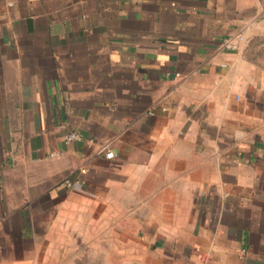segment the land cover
Returning a JSON list of instances; mask_svg holds the SVG:
<instances>
[{
	"label": "crops",
	"instance_id": "obj_1",
	"mask_svg": "<svg viewBox=\"0 0 264 264\" xmlns=\"http://www.w3.org/2000/svg\"><path fill=\"white\" fill-rule=\"evenodd\" d=\"M0 264H264V0H0Z\"/></svg>",
	"mask_w": 264,
	"mask_h": 264
},
{
	"label": "built area",
	"instance_id": "obj_2",
	"mask_svg": "<svg viewBox=\"0 0 264 264\" xmlns=\"http://www.w3.org/2000/svg\"><path fill=\"white\" fill-rule=\"evenodd\" d=\"M241 40H243L241 36L237 37L236 39H233V38L225 39L219 43L218 49L221 51H234L237 49V41H241ZM79 139H80V135L77 132H70L64 136V140L67 143H71ZM104 157L107 159H112L115 157V154L113 153V151H105ZM64 184L68 188H72L75 186V182L72 179H67L64 182Z\"/></svg>",
	"mask_w": 264,
	"mask_h": 264
}]
</instances>
